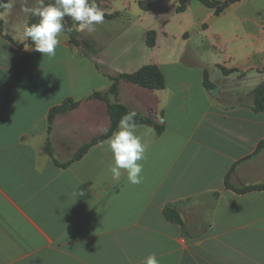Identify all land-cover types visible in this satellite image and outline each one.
I'll list each match as a JSON object with an SVG mask.
<instances>
[{"label": "crops", "instance_id": "1", "mask_svg": "<svg viewBox=\"0 0 264 264\" xmlns=\"http://www.w3.org/2000/svg\"><path fill=\"white\" fill-rule=\"evenodd\" d=\"M9 2L0 8L3 35L21 47L0 35V264H143L153 253L159 264H264V190L225 186L229 173L233 188L264 184V113L250 96L264 80V0H239L220 14L201 0L183 11L180 0H95L104 22L77 32L65 17L55 57L25 35L36 17L25 9L37 0ZM70 32L90 48L75 46ZM146 66L161 71L164 88L121 82L118 91L129 111L165 126L157 135L139 125L142 183L123 170L112 178L108 139L57 166L75 153L50 156L51 131L65 142L78 137L66 121L93 108V134L77 143L88 144L106 129L104 101L93 95L109 92L107 74ZM67 99L78 110L56 116L50 131V111ZM167 209L184 228L165 218Z\"/></svg>", "mask_w": 264, "mask_h": 264}, {"label": "clouds", "instance_id": "2", "mask_svg": "<svg viewBox=\"0 0 264 264\" xmlns=\"http://www.w3.org/2000/svg\"><path fill=\"white\" fill-rule=\"evenodd\" d=\"M11 3L0 0V7L11 8ZM25 11L38 17V22L26 27L25 35L31 40L34 50L43 56L55 57L60 46V34L64 31V18L72 19L71 30L83 32L95 31V26L104 22L105 11L95 3V0H55L54 3L45 4L44 0H37V5ZM137 112L134 110L124 114L117 125V130L112 133L104 143L112 153L114 163L110 172L114 180H119L122 170L126 172L127 181L139 185L143 181V163L146 159V144L142 135L137 134L140 127L136 120ZM147 129V132H151ZM107 132V129H105ZM146 134V133H145ZM78 195V191L75 193ZM79 195H84L80 192ZM143 264H159L155 253L147 256Z\"/></svg>", "mask_w": 264, "mask_h": 264}, {"label": "trees", "instance_id": "3", "mask_svg": "<svg viewBox=\"0 0 264 264\" xmlns=\"http://www.w3.org/2000/svg\"><path fill=\"white\" fill-rule=\"evenodd\" d=\"M238 1L239 0H230V1H226L224 3H219V2H215V1L201 0V2L204 5H206L207 7L215 9L216 14H220L221 12L224 11V9H226L231 4L236 3ZM3 2L7 3L8 0H3ZM189 2H190V0H180V6L178 7L177 10H179V11L185 10ZM0 8L3 9L2 7H0ZM38 19H39L38 17L33 18L30 21L29 26L33 23H37ZM64 30H65V28H64ZM70 34H71L70 35L71 36V42L77 47H82L81 42H79L76 38H74L73 37L74 35L71 32H70ZM0 35L3 36L5 39H7L9 42H11L13 45L21 47L18 44H16L10 37L3 35L2 22H0ZM29 42H30V44H32L30 39H29ZM153 44H154V42L152 40L151 46H153ZM89 48H90L89 45H87V47H84L83 50H87ZM90 51L92 53V56H90V58L94 59L97 52L93 49H90ZM95 65H96L97 69L101 70V66L98 63L95 62ZM107 76L113 81V84H112L109 92L107 93V94H110L112 96L118 94L119 85L121 82L130 83V84H133V85H136V86H139L142 88H146L149 90H160V89L165 87L164 76L156 66H146V67L142 68L141 70H139L133 74H120V75H116V76L107 74ZM204 84H205V87L207 88V90H212L214 88L213 85L209 82L207 74H205ZM100 96L101 95H99V94L93 95V97H95V98L100 97ZM250 96L252 98V106H253V109L255 110V112L264 113V80L256 89H254L251 92ZM79 105H80L79 102H75L71 99H67L60 106L53 108L49 114V130L51 131L53 128V123H54L56 116L68 114V113L76 110L79 107ZM128 111H129V109L120 103L108 105V113H109L111 124H110V127L107 130V132L102 133L101 135L93 138L88 144H85L74 155V157L71 159V161H69L65 164H60L57 160H54V163L61 168H66L72 162L80 160L93 145L107 140L112 135V133L117 130V125L119 123L120 118L124 114H126ZM134 119L136 120L138 125H147V126L154 128L157 135L163 134V132L165 130V126L163 124H158L148 117L137 115ZM263 147H264V141L259 144L258 151H260ZM46 151H47V153H49L50 156H52L51 151H49V145L47 146ZM229 177H230V173L225 178L226 188L230 189V190H232L238 194H245V193L252 192V191L264 190V184L257 185V186H247V187H243L240 189L233 188L229 184ZM164 216L168 221H170L172 223L179 224V225L183 226V228H184L183 219L176 211L167 209L164 211Z\"/></svg>", "mask_w": 264, "mask_h": 264}, {"label": "rangeland", "instance_id": "4", "mask_svg": "<svg viewBox=\"0 0 264 264\" xmlns=\"http://www.w3.org/2000/svg\"><path fill=\"white\" fill-rule=\"evenodd\" d=\"M129 85H133L130 83H127ZM136 86V85H133ZM139 87V86H137ZM142 88V87H140ZM146 89V88H144ZM118 96L119 93L117 95H110V94H106L105 96H100V97H93L95 99H100L102 101H104V105H105V120H106V129L108 130L111 124L110 121V117H109V113H108V105L111 104H115V103H119L118 102ZM86 105H90V104H85ZM78 110V109H77ZM80 110V109H79ZM78 112L76 111L75 114H73L69 120L66 121L64 126H67V129L72 130L76 129L75 133H78V137H76V135H73L72 138H70L71 136H67V142L64 141V134L62 136V134H60V131L58 132H54V130L51 131V139L49 142V151H53V150H58L59 149H65V148H72L73 152L76 154L85 144L79 145L77 143H80L82 141H86L89 136H91L94 131V127H93V119H94V115H93V108L90 107H86L83 110H80ZM105 132V131H104ZM103 132V133H104ZM101 135V134H100ZM53 153V152H52ZM69 154V151L67 152ZM74 154V155H75ZM73 155V157H74ZM61 160V158H59Z\"/></svg>", "mask_w": 264, "mask_h": 264}, {"label": "water", "instance_id": "5", "mask_svg": "<svg viewBox=\"0 0 264 264\" xmlns=\"http://www.w3.org/2000/svg\"><path fill=\"white\" fill-rule=\"evenodd\" d=\"M218 90H219V89H218L217 87L213 88V89H212V95H213V96H217V94H218Z\"/></svg>", "mask_w": 264, "mask_h": 264}]
</instances>
